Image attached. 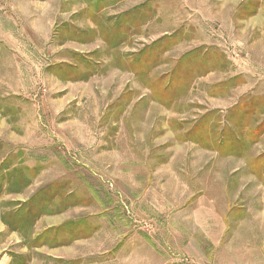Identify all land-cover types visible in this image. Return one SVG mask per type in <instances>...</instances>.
Returning a JSON list of instances; mask_svg holds the SVG:
<instances>
[{"label":"rangeland","instance_id":"1","mask_svg":"<svg viewBox=\"0 0 264 264\" xmlns=\"http://www.w3.org/2000/svg\"><path fill=\"white\" fill-rule=\"evenodd\" d=\"M8 1L0 264H264V0H16L1 19ZM183 58L156 104L149 79ZM179 195L224 220L199 262L195 226L168 221Z\"/></svg>","mask_w":264,"mask_h":264},{"label":"crops","instance_id":"2","mask_svg":"<svg viewBox=\"0 0 264 264\" xmlns=\"http://www.w3.org/2000/svg\"><path fill=\"white\" fill-rule=\"evenodd\" d=\"M40 1H45V0H40ZM8 3H9V1L6 4L7 10L5 9V11L3 12L4 15L1 13V15H2L1 19H3V17H5V15L8 17V13L10 14V16L13 15V17L16 14H18L16 12V10L14 9V7L15 8L17 7L16 0H14L12 4H11V2H10V4H8ZM1 5H2V3H1ZM9 10L10 11L13 10L15 12H12V11L9 12ZM156 104H158V103H156ZM179 141L182 143H189V142H187L188 139L183 138V137H179ZM189 141H191V140H189ZM181 154H182L181 158H186V159L188 157L192 158L194 156V150H186L185 153H181ZM172 162L173 161H169L168 163L171 164ZM176 163L179 164V166H180L179 168L182 169L183 161H177ZM192 166H194V162H192ZM192 177H193V175L190 176V178H192ZM176 180L178 182H182L184 180L183 175H177ZM241 190H243V184H241ZM179 196L181 198L180 204L179 205L176 204L177 207L174 210L175 213H170L168 221L170 223H172V220L174 219V221H176L177 224H179V225L183 224V223H192L195 226V228L197 230L196 232L198 234L188 236L186 243H184L182 246V253L186 254L190 260L195 261V262H199L200 260H202L203 256L204 257L207 256V254L204 252L203 246L198 241L199 237L200 238L205 237L211 242V244H215V240L217 238L220 239L222 237V235L224 234V230L226 229L224 227V220L221 217V215H219V213H217L216 206L213 202H211L209 197L201 198L200 202L195 205V209H193L192 214L190 215L187 208L182 209L184 197L182 195H179ZM173 216H175V217H173ZM243 222L246 223L245 220L241 219L239 222V226H238L240 231H242V232H238V234H240V235H243ZM169 227H171V225ZM234 234H237V229H236V232ZM238 254H239L240 258H242V260H243L244 254H243L242 249ZM258 261L261 264L263 262V260H258ZM243 262L247 263V261H244V260H243Z\"/></svg>","mask_w":264,"mask_h":264},{"label":"trees","instance_id":"3","mask_svg":"<svg viewBox=\"0 0 264 264\" xmlns=\"http://www.w3.org/2000/svg\"><path fill=\"white\" fill-rule=\"evenodd\" d=\"M162 41V40H161ZM161 41H159V42H157V43H155V45L154 46H156L157 44H159ZM117 46V43H115L114 45H113V48H115ZM197 52H200V51H197ZM186 59L185 58H183V59H181L178 63H177V65L175 66V68H174V70L170 73V80H171V82H169L167 85H165L164 86V88L163 89H161V88H156L155 86H160V84H162L163 83V78H161L159 81L157 80L155 83L153 82V79H149V84H150V86L147 88V89H149L151 92H152V96H153V100L155 101V102H157V103H159V104H164V105H169L170 103H168L167 101H162L159 97L158 98H155V97H157V96H162V95H164V96H169L168 98H177L179 95L178 94H176V92L175 91H173V92H171L170 91V88H171V86L172 85H174V84H178V79H180V78H182V73H180V71L181 70H179V69H181V65L182 64H184L186 61H185ZM135 64H138V63H135ZM138 68V67H137ZM136 68V69H137ZM136 69L134 68L133 69V71L136 73V74H138L137 73V71H136ZM192 72V69H191V71L189 70L188 71V73L184 76V79H186V80H188V78H190L189 76L192 74L191 73ZM140 74V73H139ZM177 82V83H176ZM158 84V85H157ZM157 89H160V90H157ZM163 91V92H162ZM170 91V92H169ZM155 95V96H154ZM171 101V100H170ZM171 103H172V101H171ZM194 131H195V129H192L191 131H189V132H187L186 133V137H187V135H193L194 134ZM193 140H196V141H199L198 139H193Z\"/></svg>","mask_w":264,"mask_h":264}]
</instances>
